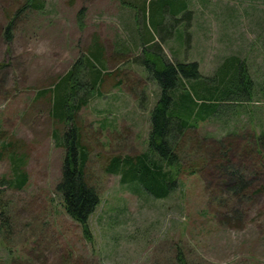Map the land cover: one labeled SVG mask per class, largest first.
I'll return each mask as SVG.
<instances>
[{
    "label": "rangeland",
    "instance_id": "obj_1",
    "mask_svg": "<svg viewBox=\"0 0 264 264\" xmlns=\"http://www.w3.org/2000/svg\"><path fill=\"white\" fill-rule=\"evenodd\" d=\"M26 2L0 0V150L7 139L26 152L29 177L22 189L0 183L8 215L0 264H180L179 255L188 264H264V147L255 151L251 136L264 129V0H190L186 46L173 37L164 43L166 56L180 46L178 57L198 61L204 75L238 54L258 85L251 100L238 98L188 131L181 157L197 171L181 173L166 198L106 171L112 157L146 148L160 92L135 62L133 10L122 0H43L40 9ZM95 43L108 74L77 113L89 149L86 177L100 195L86 233L56 191L64 148L54 131L64 125L51 116V92L39 91ZM221 149L248 171L250 198L229 200L231 179L217 167ZM2 151L0 180L12 177Z\"/></svg>",
    "mask_w": 264,
    "mask_h": 264
},
{
    "label": "trees",
    "instance_id": "obj_2",
    "mask_svg": "<svg viewBox=\"0 0 264 264\" xmlns=\"http://www.w3.org/2000/svg\"><path fill=\"white\" fill-rule=\"evenodd\" d=\"M154 1L122 0L137 18L136 23L133 20L137 35L134 49L139 51L135 62L160 87L151 109L147 146L138 155L112 157L106 171L119 174L123 183L139 187L156 198H166L176 188L181 173L197 171L192 165L186 166L181 157L188 131L198 128L200 122L214 119L221 107L239 102L238 98L251 100L258 92V85L247 62L238 54L224 57L222 63L225 67H217L213 75L202 74L196 60L180 59V46L172 48L173 58L166 56L164 43L169 39L175 38L186 46L182 29L185 26L186 30L192 9L190 0H160L156 5ZM43 6V0H27L25 4L31 9ZM172 30H175L173 36ZM163 31H168L166 38ZM103 56V48L95 43L50 89L39 91V95L51 92V116L64 125L62 130L54 131L56 143L64 148L62 173L56 191L65 211L86 233L89 231V217L100 202V195L86 177L89 149L83 142L77 113L90 97L95 96L96 90L99 92L104 76L108 74ZM251 136L255 151L262 154L264 129ZM6 140L1 142V146L9 155L12 177L3 176L0 183L12 189H22L29 180L23 168L28 163L27 153L16 151L15 144ZM216 155L220 159L217 167L231 179L226 182L232 195L229 200L236 202L240 198H250V181L246 179L247 175H243V171H248L243 166L239 167L227 150L221 149ZM7 216V207L0 203V231L8 229ZM179 261L180 264H188L182 255H179Z\"/></svg>",
    "mask_w": 264,
    "mask_h": 264
}]
</instances>
